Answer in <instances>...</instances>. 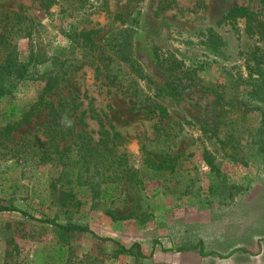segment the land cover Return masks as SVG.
<instances>
[{
  "label": "rangeland",
  "instance_id": "rangeland-1",
  "mask_svg": "<svg viewBox=\"0 0 264 264\" xmlns=\"http://www.w3.org/2000/svg\"><path fill=\"white\" fill-rule=\"evenodd\" d=\"M258 1L0 0V206L33 217L0 213V264H264V87L245 63L264 41L242 20H221L232 6L259 11ZM126 42L138 73L115 54ZM60 67L67 72L44 99L61 134L43 106L4 133ZM11 102L21 113L7 117ZM99 121L125 141L109 174L116 188L102 183L103 197L77 184L63 201L62 168L41 164V149L51 133L60 147L76 132L103 146ZM165 159L172 170L148 166ZM113 241L148 258L116 255Z\"/></svg>",
  "mask_w": 264,
  "mask_h": 264
},
{
  "label": "trees",
  "instance_id": "trees-1",
  "mask_svg": "<svg viewBox=\"0 0 264 264\" xmlns=\"http://www.w3.org/2000/svg\"><path fill=\"white\" fill-rule=\"evenodd\" d=\"M260 10L254 11L245 6H232L229 10L222 16L221 20H226L232 23H235L237 20H242L244 24V31L249 35H255L260 37L264 41V0H259ZM92 31H88L83 34L86 37L88 44L92 47L93 43L89 37V34ZM4 36L0 37V43H2ZM211 45L215 49V53L218 57L227 59L226 54L221 52L220 47L225 44L220 41V37L215 35L209 36ZM116 56L131 66L135 72H139L140 68L137 67L135 59L131 55V50L129 44L126 42V46L123 43H119L118 49H116ZM157 55V59H158ZM56 59L53 60V64H56ZM245 63L248 65H252L259 70V76L262 79L263 87H264V49L254 48L246 53ZM26 69L27 67L24 66ZM66 68H57L52 73L48 74L44 79V87L42 90V94L39 96L37 102L32 104L29 107L28 111L22 113V119L20 123H14L12 125H5L2 131L5 133H10L13 130H16L20 127L21 123H25L28 121L29 116L33 113L34 110L38 108V106H43L48 109V114L51 115L50 119H53L54 128L57 131H53L54 134L62 132V125H60L56 121V117L58 116L59 111L52 107V103L44 99V95L52 91L56 86L59 85L60 81L63 79V75L66 74ZM1 90V88H0ZM3 91L0 92V96L3 95ZM164 110V109H162ZM20 112L18 106L15 103H9V105L5 108L4 115L7 117L15 116ZM21 113V112H20ZM149 114V113H148ZM264 116V113H263ZM100 128L104 135V144L103 146L98 143L93 145L92 139L86 134H82L81 132H76L72 134V141L68 145H64L60 147L59 140L55 137L48 138L47 143L43 146L40 152V163L43 165H50L52 167H60L62 168V177L61 179L65 180L64 189L61 191V198L65 201L68 198L73 197V193L71 192L74 185L83 186L85 184H89L90 190L95 195L103 194V197L109 196V189L102 188V183L108 181L111 183L109 185L110 190L115 189V185L113 184V180L110 177V172L112 166L118 168L120 166L121 157L125 156L124 151L120 150V144L125 143L124 139L120 134L115 133L111 138L109 137V132L106 130L101 122L99 121ZM63 134V133H62ZM258 140L264 146V117L261 120V124L258 129ZM111 144V147L108 146ZM120 145V146H119ZM173 158V160H175ZM204 160L207 165L210 167V170L218 174L219 170L213 164L212 160L209 156L204 155ZM165 160L160 161L159 163L150 164L148 163L149 168H153L156 170H172L173 167L171 165H166ZM168 161V159H167ZM117 174L114 175V179L117 178ZM70 185V186H69ZM1 212H19L23 216L33 219L29 214L24 211H21L15 207H5L0 206ZM111 215V213H109ZM122 218V217H118ZM40 222L47 223L51 226H54L56 229L65 232V233H89L92 237L100 239L102 241H110L107 238H100L94 235L90 230L85 227L75 225V224H60L54 219H43L39 220ZM114 244V253L116 255H127L135 257V259L141 260L148 258L143 255L140 251V247L137 244H133L130 247L126 248L117 241H113ZM194 246L188 247V249L184 248V250L193 249Z\"/></svg>",
  "mask_w": 264,
  "mask_h": 264
},
{
  "label": "crops",
  "instance_id": "crops-1",
  "mask_svg": "<svg viewBox=\"0 0 264 264\" xmlns=\"http://www.w3.org/2000/svg\"><path fill=\"white\" fill-rule=\"evenodd\" d=\"M184 251H186V250H184Z\"/></svg>",
  "mask_w": 264,
  "mask_h": 264
}]
</instances>
